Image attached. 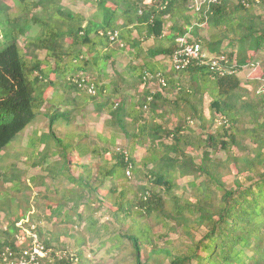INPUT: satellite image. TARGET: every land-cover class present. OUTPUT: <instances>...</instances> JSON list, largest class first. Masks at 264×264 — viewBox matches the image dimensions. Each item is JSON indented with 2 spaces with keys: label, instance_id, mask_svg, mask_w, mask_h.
Masks as SVG:
<instances>
[{
  "label": "trees",
  "instance_id": "16d2710c",
  "mask_svg": "<svg viewBox=\"0 0 264 264\" xmlns=\"http://www.w3.org/2000/svg\"><path fill=\"white\" fill-rule=\"evenodd\" d=\"M166 1L85 0L95 7L85 18L65 8L63 0H12L10 5L0 0V13L8 15L12 34L0 52V156L43 117L49 132L38 139L45 148L39 166L51 175L53 185L71 178L73 151L80 159L90 155L94 160L71 178L74 187L51 191V186L42 194L41 200L51 205L39 202L32 218L51 229L36 227L40 241L57 252L54 244L60 245L62 236L71 238L76 251L52 253L40 264H94L84 247L104 226L96 217L102 210L123 227L113 237L111 248L121 254L113 264H264V0H205L193 15L194 0ZM38 11L40 16L34 14ZM169 21L172 33L165 36ZM33 27L37 35L22 46L20 38ZM134 30L137 38L132 37ZM205 31L207 37L202 36ZM114 34L117 41L111 39ZM178 37L200 42L206 58L163 71L154 62L172 57ZM151 39L156 45L143 49V42ZM120 51L140 63L109 74L108 66L115 65ZM260 64V77L241 79L245 68ZM148 75H159L166 86L155 90L151 85L157 79ZM50 87L51 107L42 111ZM205 96L210 99L209 118ZM87 102L96 115H107L104 127L111 135L102 138L107 148L91 149L80 133L74 146L68 134L67 143L56 134V127L72 125V116ZM193 121L208 132L196 135ZM138 144L146 147L140 162L134 155ZM219 152L225 159L217 157ZM49 153L60 160L45 165ZM17 173L8 178L0 172V181L14 179L17 190ZM229 176L233 181L225 180ZM190 178L186 187L180 186L179 179ZM10 199L4 203L11 204ZM47 208L63 215L62 220L53 223V214H44ZM82 224L86 227L80 230ZM18 232L15 224L4 232L0 264L22 255Z\"/></svg>",
  "mask_w": 264,
  "mask_h": 264
},
{
  "label": "rangeland",
  "instance_id": "374dc122",
  "mask_svg": "<svg viewBox=\"0 0 264 264\" xmlns=\"http://www.w3.org/2000/svg\"><path fill=\"white\" fill-rule=\"evenodd\" d=\"M5 4L10 5L12 0H3ZM37 2L38 0H30ZM85 0H63L62 4L65 8H68L72 10L75 13L80 14L81 16L87 18L90 17L94 11L95 7L93 4H86L84 2ZM204 2V0H195L194 3L191 5L192 11L189 12V15H193L196 13V11L200 10L199 5H201ZM91 3V2H90ZM260 13V11L258 10ZM34 14H37V16H40L41 12H34ZM193 23V22H192ZM198 22L194 21V24H197ZM172 27L173 23L170 21L166 23L165 29H164V35L168 36L172 33ZM38 33V28L33 27V29L28 33L26 37L20 38L21 45L23 46L25 43L26 38H31L36 36ZM208 33L205 31L202 33L203 37H207ZM138 34L137 31L134 30L132 32V37L137 38ZM117 37V36H116ZM116 37H114V40L117 41ZM178 37L176 38V41L179 40ZM12 34H11V28L9 25V17L5 13H0V52L4 49L7 43L11 42ZM165 45L167 44L166 41H163ZM156 45L154 40H148L143 42L142 48L143 49H149L150 47ZM124 49H128V46L125 45ZM231 51V50H229ZM45 54L43 52L39 53V57L41 59H44ZM51 61V60H50ZM49 61V62H50ZM112 63V61H111ZM138 61L134 59L133 56H131L126 51H120L117 53V57L115 59V65L110 64L108 66L107 72L109 74L113 73V70L116 69L117 71H123L128 65H137ZM158 66H160L163 71L171 70L172 63H171V57H158L156 58L155 62ZM261 63V62H260ZM51 65L53 66V62L51 61ZM262 64L260 66H250V68H245L243 72H241L240 77L242 80L246 81L247 79H250L251 77H260L262 74L261 70ZM173 69V68H172ZM51 79L54 80L56 76L53 74L51 75ZM90 80L94 79L95 77L93 75H88ZM156 79V77H154ZM157 81V80H156ZM153 81L151 87L156 89H160L159 83ZM85 92V90H84ZM84 92H82L83 96H87ZM90 93V92H89ZM53 94V88L50 87L45 91V97L47 99L46 104L44 105L42 111L49 109L51 106L49 104V99L52 98ZM94 95V92L90 93ZM139 94L136 95V98ZM75 96V95H74ZM138 99V98H137ZM81 102V101H80ZM203 103V109L204 114L206 118H209V103L210 99L208 96H205L202 100ZM79 108V107H78ZM62 109H69V108H62ZM72 110L77 111V107L73 106ZM262 114L264 115V109H262ZM107 119L106 114H102L100 116L96 115L93 106L91 103L87 102V104L82 103L81 109H78V112H76L72 116V125L69 128L66 127H56V134L64 139L67 143L68 138L71 137V143L73 146L78 142L80 133L85 139L87 137L86 145L92 148L99 147L100 149H104L109 147L108 144L102 140V138L109 139L111 132L104 127V121ZM174 121V119H172ZM170 124V121H168ZM48 122L46 119L41 117L39 120H37L33 125H31L24 133H21L18 137V139L9 147H7V150L4 151L0 156V172L6 173L8 178H11V175L15 172H18L17 174H20V184L19 186L14 190L13 187H15L14 179L11 181H8V183H5V179L2 178V181H0V240L4 235V232L6 229L10 226V224H15L17 228H19V232L16 237V243L21 248H27L29 247V244L31 243L34 236H37V233L35 232V229L37 226L44 227L45 229H51L50 225L45 223V221H42L39 223L36 219L32 218L35 214H37V204L39 202H43L44 204H50V202L42 199V194L47 193V188L51 187L49 190L53 191L54 187H57L59 189L66 188L67 190L71 187H74V183H71V178L78 177L82 172L83 168L82 166H93L94 160L91 159L90 155H87L84 158H78L77 154L75 152H72V159L73 160V167L71 169L70 177L71 178H64L60 182H56V184L53 185V182L51 181L52 178L49 173H47L45 170H42L39 165L42 163V157L44 156V145H42L40 142H38V139H40L43 135H46L49 132L48 128ZM220 125V120L217 121L216 125L213 126L210 129V133H213L217 126ZM190 127L194 129L196 135L200 136L203 134H206L208 131H202L199 128V123L197 121L190 122ZM208 130V128H207ZM68 134L69 137H65V135ZM36 141V142H34ZM31 143H35L37 147L34 149V147L31 145ZM125 142L122 141V139H119L117 141L118 146H122ZM247 146L251 147V142L246 141ZM123 147V146H122ZM79 150V149H78ZM61 151V150H59ZM77 151V150H76ZM146 147L143 144H138V147L134 153L135 160L137 162H140L142 157L145 155ZM191 152L192 149H189ZM217 157L225 159V154L223 152H219ZM46 162L45 165H49L51 162L59 161V157H54L52 154H48V156L45 158ZM15 171V172H14ZM3 174V173H1ZM132 177V173L130 174ZM74 178V179H75ZM190 179H179V184L181 187H186V182ZM227 182L233 181V176H229L225 179ZM14 181V182H13ZM13 182V183H11ZM137 184V183H136ZM17 185V183H16ZM139 185V184H138ZM120 187L118 188V191H120ZM20 191V192H17ZM106 193V190H102V194L104 195ZM178 193H181V190L178 191ZM41 194V195H40ZM52 195V194H51ZM11 198V199H10ZM12 198H15L14 201ZM39 198V200H38ZM7 199H10L9 202L11 204L6 205L4 201L6 202ZM13 202V203H12ZM53 206H56L55 203H52ZM72 205V204H71ZM70 205V206H71ZM8 206V207H7ZM20 206V207H19ZM94 209H96L97 204H94ZM83 208V207H82ZM72 213V212H71ZM25 214V219L22 221H18L17 217ZM45 215H52L55 217L53 220V223H58L60 220H62L63 215L56 216L54 214V210L52 209H46ZM74 219H76L75 215ZM96 217L100 219V224H104V226L98 228L99 232L96 236V240L93 243H89L88 246L84 247L85 254L87 255V258L90 259L94 264H113V261L115 257H119L120 251L116 248H111L113 244L116 243L115 240H113V237L115 235H118L123 230L122 225L115 223L111 218H109L108 213L105 210H102V212H98L96 214ZM64 226V225H61ZM86 225L82 224L80 226L81 229H85ZM97 230V231H98ZM204 230H201L199 232H196V236L198 238L202 237ZM171 238H176L175 236L171 235ZM38 240L40 241L39 237ZM41 242V241H40ZM42 243V242H41ZM43 244V243H42ZM55 249H59V251H54L52 248V253H56L57 255L61 254V251H69L70 253H74L76 251V246L74 245V242L71 238L63 237L61 238L60 245L54 244ZM49 249V248H48ZM90 249H93V252H90ZM8 251V250H7ZM51 256V255H50ZM50 256H48L46 259H49ZM52 262V259H50ZM8 263V262H7Z\"/></svg>",
  "mask_w": 264,
  "mask_h": 264
},
{
  "label": "built area",
  "instance_id": "2783aa9c",
  "mask_svg": "<svg viewBox=\"0 0 264 264\" xmlns=\"http://www.w3.org/2000/svg\"><path fill=\"white\" fill-rule=\"evenodd\" d=\"M173 0H167L166 4ZM195 1V0H194ZM205 1V0H204ZM218 0H209V2L216 3ZM203 4V3H202ZM201 4V5H202ZM199 5V6H201ZM117 34H114L111 39L114 40ZM178 45V50L172 55L171 63L172 68L175 70H181L187 67L192 60L200 61L206 58V54L202 51V46L200 42H187L186 38H179L176 41ZM213 66H217V61L213 62ZM154 76L148 75L149 79ZM146 79V78H145ZM159 86L165 87L166 83L163 79L156 76ZM52 250L46 248L39 240L37 236H34L29 247L22 251V255L18 257L14 262H9V264H40L42 260H45L48 256L52 254ZM10 257L13 256L10 251Z\"/></svg>",
  "mask_w": 264,
  "mask_h": 264
},
{
  "label": "crops",
  "instance_id": "0c3cea01",
  "mask_svg": "<svg viewBox=\"0 0 264 264\" xmlns=\"http://www.w3.org/2000/svg\"><path fill=\"white\" fill-rule=\"evenodd\" d=\"M138 37V36H137Z\"/></svg>",
  "mask_w": 264,
  "mask_h": 264
}]
</instances>
